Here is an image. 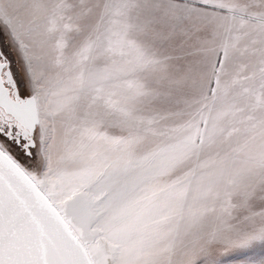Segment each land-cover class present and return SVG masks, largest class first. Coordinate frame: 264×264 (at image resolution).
<instances>
[{"label": "snow or ice", "instance_id": "1", "mask_svg": "<svg viewBox=\"0 0 264 264\" xmlns=\"http://www.w3.org/2000/svg\"><path fill=\"white\" fill-rule=\"evenodd\" d=\"M255 247L264 0H0V264Z\"/></svg>", "mask_w": 264, "mask_h": 264}, {"label": "rangeland", "instance_id": "2", "mask_svg": "<svg viewBox=\"0 0 264 264\" xmlns=\"http://www.w3.org/2000/svg\"><path fill=\"white\" fill-rule=\"evenodd\" d=\"M264 257V248L255 247L250 250H236L226 254V264H246L249 259L258 260Z\"/></svg>", "mask_w": 264, "mask_h": 264}]
</instances>
